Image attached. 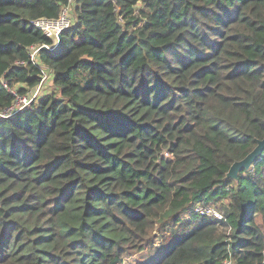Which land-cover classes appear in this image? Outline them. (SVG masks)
Wrapping results in <instances>:
<instances>
[{
  "label": "trees",
  "instance_id": "trees-1",
  "mask_svg": "<svg viewBox=\"0 0 264 264\" xmlns=\"http://www.w3.org/2000/svg\"><path fill=\"white\" fill-rule=\"evenodd\" d=\"M67 6L51 90L0 116V264H264V153L227 178L264 139V0H0V113Z\"/></svg>",
  "mask_w": 264,
  "mask_h": 264
},
{
  "label": "built area",
  "instance_id": "built-area-1",
  "mask_svg": "<svg viewBox=\"0 0 264 264\" xmlns=\"http://www.w3.org/2000/svg\"><path fill=\"white\" fill-rule=\"evenodd\" d=\"M76 20L77 19L74 16H72V14L70 12V7L67 6V7L62 8L61 15L56 20L39 19V20H36L32 23L34 25V27H36L37 29L42 31L47 37H49L52 40L51 45H44V46H40V47L34 46L31 49V61H32V63L34 65H40V68H41L42 78H41V82L39 84L40 86H44L46 84L49 77L51 76L52 70L50 68H48L47 66L41 65V63L38 59L39 52L41 51V49H43V47L53 48L54 46H56L58 43V40H59V38H58L59 34L63 30H67V29L72 28L75 25ZM18 99H23L24 101H27L28 99L30 100L31 97H30L29 93L24 95V96H21V97L18 96L15 103L10 108H8L5 111H3L2 113H0V116L4 117V118H8V117L13 116L17 112L23 110L25 107H20V106L18 107L16 105ZM195 212L200 214V215L216 217L218 219L222 218V214L219 211H216L212 207L198 206L195 209ZM226 264H233V263L231 261H226Z\"/></svg>",
  "mask_w": 264,
  "mask_h": 264
},
{
  "label": "water",
  "instance_id": "water-1",
  "mask_svg": "<svg viewBox=\"0 0 264 264\" xmlns=\"http://www.w3.org/2000/svg\"><path fill=\"white\" fill-rule=\"evenodd\" d=\"M62 34L63 31L58 36L59 40L56 46H54L53 48L43 47V50L49 52L56 50L61 43ZM263 153H264V139L260 140L257 146L255 147V149L251 153H249L243 160L237 161L231 166L229 172L227 173V178L237 181L238 175L244 170L251 169L253 164L260 158L261 155H263Z\"/></svg>",
  "mask_w": 264,
  "mask_h": 264
},
{
  "label": "rangeland",
  "instance_id": "rangeland-1",
  "mask_svg": "<svg viewBox=\"0 0 264 264\" xmlns=\"http://www.w3.org/2000/svg\"><path fill=\"white\" fill-rule=\"evenodd\" d=\"M68 30V29H67ZM65 30H63L64 32ZM52 88V80H51V77H49L48 81L46 82V84L44 86H37L36 88L34 89H31L28 93L31 97V99L27 100V101H24L23 99H18L17 101V106L19 107H28L31 103V101L33 100H36V98L42 94L44 91H50ZM160 244V240L157 241V243L155 244V246L159 245ZM160 246V245H159ZM159 248V247H156V248H149L147 251H145L144 253L142 254H139L131 259H129L127 261V264H138L139 261L141 260H144L145 258H147L149 255L151 254H154L156 251V249Z\"/></svg>",
  "mask_w": 264,
  "mask_h": 264
}]
</instances>
